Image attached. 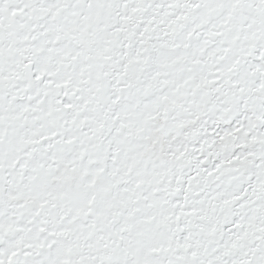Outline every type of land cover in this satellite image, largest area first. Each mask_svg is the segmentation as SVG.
Masks as SVG:
<instances>
[{
    "label": "snow or ice",
    "instance_id": "1",
    "mask_svg": "<svg viewBox=\"0 0 264 264\" xmlns=\"http://www.w3.org/2000/svg\"><path fill=\"white\" fill-rule=\"evenodd\" d=\"M0 264H264V0H0Z\"/></svg>",
    "mask_w": 264,
    "mask_h": 264
}]
</instances>
